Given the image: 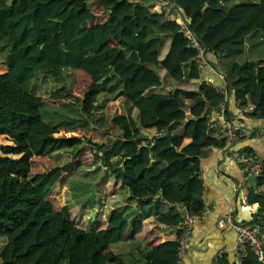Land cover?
<instances>
[{"label": "trees", "instance_id": "trees-1", "mask_svg": "<svg viewBox=\"0 0 264 264\" xmlns=\"http://www.w3.org/2000/svg\"><path fill=\"white\" fill-rule=\"evenodd\" d=\"M146 1L0 0V136L9 139L0 143L4 262L180 264L182 208H203L199 157L207 139L222 133L212 117L224 104L232 120L226 91L234 88L246 115L264 119V0H173L160 12L154 7L164 0ZM200 50L214 53L209 61L224 74V90L205 80L185 86L200 77ZM79 69L90 75L84 97L74 93ZM35 124L43 128L36 138ZM35 155L61 173L81 207L114 183L125 203L111 208L102 227L99 219L74 222L68 202L56 207L35 185ZM171 191L177 202L167 201ZM246 199L259 207L244 221L259 222L264 235V169ZM149 217L175 235L155 242L142 231ZM240 264L260 261L248 248Z\"/></svg>", "mask_w": 264, "mask_h": 264}, {"label": "crops", "instance_id": "crops-1", "mask_svg": "<svg viewBox=\"0 0 264 264\" xmlns=\"http://www.w3.org/2000/svg\"><path fill=\"white\" fill-rule=\"evenodd\" d=\"M160 10L159 7L154 9L158 12ZM239 38L241 36L235 38L234 41H225L224 44L226 42L235 44ZM166 47L164 46L163 51L166 50ZM209 60H215L214 53L209 51L205 53L204 57L202 51V56L199 58L200 77L195 81H186L184 83L186 87L194 88L202 80L210 82L214 86L222 82L221 71L214 69ZM225 104L232 112V120L239 128L240 135L233 142L221 146L219 141L223 136L219 130L206 141V151L199 157V176L203 183V208H206L207 211L194 218L184 251L179 254L180 264H209L221 248H224L223 257L227 264H236L234 250L236 234L229 227L219 228L217 219L221 214L231 212L236 218L249 220L259 207L257 201H247L249 206L242 207L240 205L241 196L234 190V183L246 180L247 176L237 161V153L242 148L249 147L259 158L264 160V119L252 118L245 114L246 108L239 105L235 99L234 88L226 91ZM189 111V108L188 111L185 110V112ZM212 119H214V126L223 124L224 114L218 111L214 113ZM188 140L189 137L184 138V142ZM249 189L244 192L245 197ZM177 199L178 194L175 191H171L167 195V201L177 202ZM141 224L142 231L148 230L147 234L155 242L175 235V230L172 227L163 223L157 224L152 221L151 217L142 220Z\"/></svg>", "mask_w": 264, "mask_h": 264}, {"label": "built area", "instance_id": "built-area-1", "mask_svg": "<svg viewBox=\"0 0 264 264\" xmlns=\"http://www.w3.org/2000/svg\"><path fill=\"white\" fill-rule=\"evenodd\" d=\"M165 4V10L169 11L170 9L175 7V2L173 0H164L161 1ZM150 8V6H149ZM150 10H152L150 8ZM153 11V10H152ZM180 22L182 27L184 26V20L181 16ZM186 35L191 37V32L187 28H183ZM194 45H198L195 40H193ZM199 58L202 56V50L198 53ZM220 79L222 82L219 85H215L216 87L224 90L226 88V80L224 74L220 72ZM224 104H221L220 111L223 113ZM240 135V130L236 127L233 120H229L224 117L223 127H222V136L224 137L225 144H229L235 140ZM237 161L240 164V167L245 171L246 175L250 173L258 174L261 169H264V160L259 158L254 152L247 154L245 152L237 153ZM252 187L247 180H243L242 182L234 183V190L240 194V205L242 207L247 208L249 204L247 203V199L245 197L244 192ZM207 211L206 208L201 209L200 211L190 214L184 208H182V220L179 222L178 227L182 230V233L179 237L178 251L181 254L184 251L186 243L189 238V234L192 228V222L194 218L203 215ZM217 226L219 228L229 227L232 229L235 234V258L236 264H240L243 256L246 254L248 248L252 249L256 254L260 264H264V235L261 234V224L259 222H249L241 220L240 218H236L235 215L231 212H226L221 214L217 219ZM224 255V248H221L217 251L215 257L210 261L209 264H219L220 258Z\"/></svg>", "mask_w": 264, "mask_h": 264}, {"label": "rangeland", "instance_id": "rangeland-1", "mask_svg": "<svg viewBox=\"0 0 264 264\" xmlns=\"http://www.w3.org/2000/svg\"><path fill=\"white\" fill-rule=\"evenodd\" d=\"M147 3L150 2V0L146 1ZM101 14V13H100ZM177 21H180V18L178 17ZM5 70V66L0 62V72ZM77 80L75 81V87H74V93L78 94L80 97H84L86 89L90 85V75L86 73L85 71L79 69L76 72ZM119 101V99H118ZM117 101V102H118ZM119 103V102H118ZM116 101L113 102L109 109L111 111L115 110ZM43 128L40 124H35L32 127L31 130V137L36 138L39 136L42 132ZM80 134V132H63L58 131L55 132V134ZM92 134V133H91ZM9 142V139L5 135L0 136V143H7ZM33 140L30 142L32 143ZM31 146L34 148V146L31 144ZM89 153L93 155V152L91 149L88 150ZM63 171L62 169H60ZM56 169H54L52 166H50L48 161H45L42 157H38V155L34 156V159L32 160V171L31 174L34 176L35 185L37 186L38 190L41 194L45 196H51L55 202L56 207H59L63 205L64 203L68 202L70 209H71V217L74 222L78 224H83L85 226H91L94 225V221L99 219V224L96 225L97 228L102 227L107 219L108 213L111 210L112 207H114L117 203L123 202V197L126 196L123 190H118L114 192V190L117 188V185L114 183L109 184L107 186V190L103 191H92L91 195L87 198L91 199L92 205L88 207H81L80 200L76 201L77 199H73L70 197L69 192L66 189V185L62 184L61 178H59V175L61 173H58ZM107 198V200H104V197ZM3 244L2 239H0V247ZM3 262V263H2ZM0 264H9L1 260L0 257ZM106 264H111L110 260H107Z\"/></svg>", "mask_w": 264, "mask_h": 264}, {"label": "water", "instance_id": "water-1", "mask_svg": "<svg viewBox=\"0 0 264 264\" xmlns=\"http://www.w3.org/2000/svg\"><path fill=\"white\" fill-rule=\"evenodd\" d=\"M62 46L64 47L63 43H62ZM185 110L188 111V107H186ZM256 176H257V174H255V173H250V174H247V176H246V180L250 183V185L253 188L256 187V181H255Z\"/></svg>", "mask_w": 264, "mask_h": 264}, {"label": "bare ground", "instance_id": "bare-ground-1", "mask_svg": "<svg viewBox=\"0 0 264 264\" xmlns=\"http://www.w3.org/2000/svg\"><path fill=\"white\" fill-rule=\"evenodd\" d=\"M157 7H159L161 10L162 9H164L165 8V4H164V2L162 3V4H158V5H156L155 7H154V9H156ZM160 10V11H161ZM158 12V11H157Z\"/></svg>", "mask_w": 264, "mask_h": 264}]
</instances>
